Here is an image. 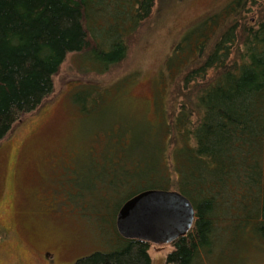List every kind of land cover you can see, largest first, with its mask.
<instances>
[{
	"label": "trees",
	"instance_id": "obj_1",
	"mask_svg": "<svg viewBox=\"0 0 264 264\" xmlns=\"http://www.w3.org/2000/svg\"><path fill=\"white\" fill-rule=\"evenodd\" d=\"M166 1L0 0V141L54 91L69 53L83 55L87 70L108 71ZM165 72L160 86L166 90L180 77L183 98L166 107L159 87L156 121L131 112L121 120L124 111L112 102L124 87L74 88L72 101L83 115L106 111L107 117L93 131L84 163L93 168L90 185L73 178L68 184L78 192L65 197L84 208L81 215L102 243L115 246L66 264H151L152 242L116 227L121 204L149 188L178 190L195 210L190 229L169 243L165 264L217 263L214 243L222 232L232 239L250 230L264 239V0H228L187 26ZM134 122L144 126L133 128Z\"/></svg>",
	"mask_w": 264,
	"mask_h": 264
},
{
	"label": "rangeland",
	"instance_id": "obj_2",
	"mask_svg": "<svg viewBox=\"0 0 264 264\" xmlns=\"http://www.w3.org/2000/svg\"><path fill=\"white\" fill-rule=\"evenodd\" d=\"M227 1L167 0L157 5L129 37L127 57L108 71L87 70L82 67L83 55H67L54 77V91L0 141V264H66L94 250L114 248L87 226L81 215L84 208L65 197L68 191L78 192L69 185L73 178L83 188L90 185L93 168L84 163L94 145L92 133L107 117L106 111L83 115L71 94L80 84L119 85L125 91L117 93L123 103L118 99L112 104L124 111L121 120L130 112L137 119L158 120L154 99L159 87L166 107L179 106L183 98L180 77L166 90L160 86L167 56L187 26ZM105 101L110 104V99ZM131 124L136 129L144 126ZM225 234L214 243L220 258L212 264H264V239L250 230L247 235L238 231L232 239ZM171 249L169 243H152L151 264H165Z\"/></svg>",
	"mask_w": 264,
	"mask_h": 264
},
{
	"label": "water",
	"instance_id": "obj_3",
	"mask_svg": "<svg viewBox=\"0 0 264 264\" xmlns=\"http://www.w3.org/2000/svg\"><path fill=\"white\" fill-rule=\"evenodd\" d=\"M192 202L175 189H144L124 201L116 215L118 231L152 243H170L193 224Z\"/></svg>",
	"mask_w": 264,
	"mask_h": 264
},
{
	"label": "flooded vegetation",
	"instance_id": "obj_4",
	"mask_svg": "<svg viewBox=\"0 0 264 264\" xmlns=\"http://www.w3.org/2000/svg\"><path fill=\"white\" fill-rule=\"evenodd\" d=\"M46 254H47V255H49V254H50V252H46Z\"/></svg>",
	"mask_w": 264,
	"mask_h": 264
}]
</instances>
